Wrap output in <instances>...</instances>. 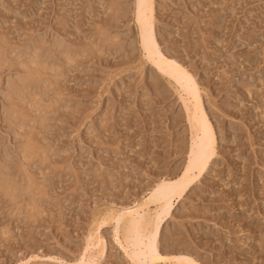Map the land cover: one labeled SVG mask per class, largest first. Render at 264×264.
Instances as JSON below:
<instances>
[{"label":"rangeland","instance_id":"obj_1","mask_svg":"<svg viewBox=\"0 0 264 264\" xmlns=\"http://www.w3.org/2000/svg\"><path fill=\"white\" fill-rule=\"evenodd\" d=\"M136 4L0 0V264H264V0H153V58ZM158 56L193 79L215 144L134 232L154 234L145 257L117 222L159 221L146 199L193 132V85Z\"/></svg>","mask_w":264,"mask_h":264},{"label":"bare ground","instance_id":"obj_2","mask_svg":"<svg viewBox=\"0 0 264 264\" xmlns=\"http://www.w3.org/2000/svg\"><path fill=\"white\" fill-rule=\"evenodd\" d=\"M136 1H137L136 4L137 6H136L135 21L140 29L142 49L145 55H147L150 58H153L157 54L156 43L152 33L153 0H136ZM156 65L164 74H167L169 77L175 78V80H178V82L184 84L185 86H189L191 84L193 85V90H194L193 92H189L186 90L187 91L186 96H184L183 98L180 96L187 110V115L191 123L190 125L193 128L191 130L193 132H191L192 133L191 152L189 155L187 165L182 172V175L178 178V180H174V181L168 180L157 183L155 188L152 191H150L149 193L150 195H148V198L146 199L147 204L156 205L158 202L159 203L161 201L164 202L163 207L157 206L154 208L155 210L153 209L155 211L153 216L159 213L160 215L158 216L159 221L154 222L155 216L154 218L152 217V214L150 213L151 209L145 211L143 214L141 213V215L140 213L139 214L137 213L139 215L138 219L135 218L136 216L135 217L132 216L134 220L128 219L130 217L129 216L128 218L126 217V219L123 220L121 219L122 220L121 222L120 217L122 218L123 216L122 214L124 213L122 212L118 217L120 222H117L118 220L116 221L117 224L121 223V229L123 230L122 232L125 238L129 239L131 244L133 245L135 254H137V256H145V257L154 252L152 247V245H154L153 244L154 242L151 241V238L152 240H154V234H152L153 237H151L149 241L148 240L145 241L144 239L135 238V236L133 237L134 232L138 230L146 232L147 230H150L152 228L155 229L156 225L167 216L172 198L179 197L182 194V192L185 190L187 185L192 180L199 177V175L203 172L208 161L210 160V158L214 153V144H215V138L211 123L208 120L206 112L201 105L200 96L198 92L199 89L197 88L193 79L190 78L185 72L180 71L178 67L166 62L164 59L160 58L159 56ZM192 85L190 88H192ZM190 105L193 106V108L189 107ZM193 122H195V124H193ZM160 206L162 205L160 204ZM154 229H152V231ZM146 236L147 235H144L143 238H145Z\"/></svg>","mask_w":264,"mask_h":264}]
</instances>
